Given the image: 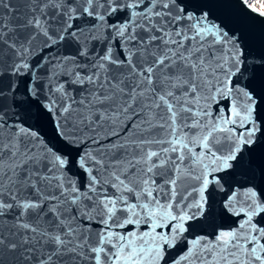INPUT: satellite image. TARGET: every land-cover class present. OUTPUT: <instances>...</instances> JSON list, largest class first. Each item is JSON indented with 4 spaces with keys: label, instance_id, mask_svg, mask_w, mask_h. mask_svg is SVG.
I'll use <instances>...</instances> for the list:
<instances>
[{
    "label": "snow or ice",
    "instance_id": "snow-or-ice-1",
    "mask_svg": "<svg viewBox=\"0 0 264 264\" xmlns=\"http://www.w3.org/2000/svg\"><path fill=\"white\" fill-rule=\"evenodd\" d=\"M0 264H264V10L0 0Z\"/></svg>",
    "mask_w": 264,
    "mask_h": 264
},
{
    "label": "rangeland",
    "instance_id": "rangeland-1",
    "mask_svg": "<svg viewBox=\"0 0 264 264\" xmlns=\"http://www.w3.org/2000/svg\"><path fill=\"white\" fill-rule=\"evenodd\" d=\"M249 2H254L258 10H264V0H249Z\"/></svg>",
    "mask_w": 264,
    "mask_h": 264
},
{
    "label": "bare ground",
    "instance_id": "bare-ground-1",
    "mask_svg": "<svg viewBox=\"0 0 264 264\" xmlns=\"http://www.w3.org/2000/svg\"><path fill=\"white\" fill-rule=\"evenodd\" d=\"M254 3V2H253ZM253 6L256 8V6L253 4ZM257 9V8H256Z\"/></svg>",
    "mask_w": 264,
    "mask_h": 264
},
{
    "label": "built area",
    "instance_id": "built-area-1",
    "mask_svg": "<svg viewBox=\"0 0 264 264\" xmlns=\"http://www.w3.org/2000/svg\"><path fill=\"white\" fill-rule=\"evenodd\" d=\"M250 4H252V5H253L254 3H253V2H250Z\"/></svg>",
    "mask_w": 264,
    "mask_h": 264
},
{
    "label": "water",
    "instance_id": "water-1",
    "mask_svg": "<svg viewBox=\"0 0 264 264\" xmlns=\"http://www.w3.org/2000/svg\"><path fill=\"white\" fill-rule=\"evenodd\" d=\"M257 12H259V10H257ZM253 15H255V13H253Z\"/></svg>",
    "mask_w": 264,
    "mask_h": 264
}]
</instances>
